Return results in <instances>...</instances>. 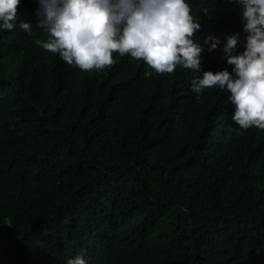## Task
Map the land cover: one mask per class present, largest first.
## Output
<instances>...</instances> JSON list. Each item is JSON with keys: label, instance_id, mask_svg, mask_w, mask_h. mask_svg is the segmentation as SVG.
I'll return each mask as SVG.
<instances>
[{"label": "trees", "instance_id": "16d2710c", "mask_svg": "<svg viewBox=\"0 0 264 264\" xmlns=\"http://www.w3.org/2000/svg\"><path fill=\"white\" fill-rule=\"evenodd\" d=\"M186 3L200 73L232 72L242 5ZM38 6L21 0L0 29V264H264V130L232 121L226 90L197 102L180 66L159 75L118 54L103 71L69 66L35 44Z\"/></svg>", "mask_w": 264, "mask_h": 264}, {"label": "clouds", "instance_id": "9594fccd", "mask_svg": "<svg viewBox=\"0 0 264 264\" xmlns=\"http://www.w3.org/2000/svg\"><path fill=\"white\" fill-rule=\"evenodd\" d=\"M21 0H0V29L11 31ZM242 5L246 33L244 51L230 54L232 72L200 73L204 49L195 41L199 20L186 0H37L35 27L47 34L36 39L43 50L58 54L69 66L83 72L103 71L116 64L114 54L143 61L156 74H173L177 66L195 73L191 91L200 102L205 89L218 87L230 93L232 121L241 130H264V0H228ZM20 27L33 36V24ZM238 34L227 38L224 51L237 44ZM208 51L219 44L214 36ZM152 76L145 71L144 77ZM67 264H86L83 254Z\"/></svg>", "mask_w": 264, "mask_h": 264}]
</instances>
